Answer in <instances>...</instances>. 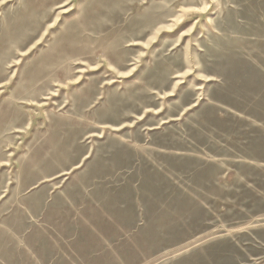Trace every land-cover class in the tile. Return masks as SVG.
Listing matches in <instances>:
<instances>
[{"label":"rangeland","instance_id":"1","mask_svg":"<svg viewBox=\"0 0 264 264\" xmlns=\"http://www.w3.org/2000/svg\"><path fill=\"white\" fill-rule=\"evenodd\" d=\"M0 264H264V0H0Z\"/></svg>","mask_w":264,"mask_h":264},{"label":"bare ground","instance_id":"2","mask_svg":"<svg viewBox=\"0 0 264 264\" xmlns=\"http://www.w3.org/2000/svg\"><path fill=\"white\" fill-rule=\"evenodd\" d=\"M207 5V4H206ZM196 11V10H195ZM200 11V10H199ZM178 22V21H177ZM153 23V22H152ZM151 24V23H150Z\"/></svg>","mask_w":264,"mask_h":264}]
</instances>
